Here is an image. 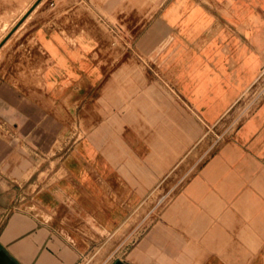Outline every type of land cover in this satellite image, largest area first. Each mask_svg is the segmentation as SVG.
Instances as JSON below:
<instances>
[{
    "label": "crops",
    "instance_id": "crops-1",
    "mask_svg": "<svg viewBox=\"0 0 264 264\" xmlns=\"http://www.w3.org/2000/svg\"><path fill=\"white\" fill-rule=\"evenodd\" d=\"M38 1L0 0L2 19L29 6L0 23V129L71 106L78 133L57 160L17 156L0 264H264V0Z\"/></svg>",
    "mask_w": 264,
    "mask_h": 264
},
{
    "label": "rangeland",
    "instance_id": "rangeland-1",
    "mask_svg": "<svg viewBox=\"0 0 264 264\" xmlns=\"http://www.w3.org/2000/svg\"><path fill=\"white\" fill-rule=\"evenodd\" d=\"M68 1V0H67ZM29 7V6H28ZM27 5H23L20 7V11L12 12L7 19L0 18V23H15L17 19H21L25 16L29 9ZM43 8V5L40 6ZM27 10V11H26ZM38 10V11H39ZM52 12V11H51ZM89 12H86L88 15ZM94 17L95 15L89 13ZM77 17H86V15H81V13H76ZM19 19V20H20ZM94 24L97 27L104 28L106 31V27L103 25V22L99 21V19L94 20ZM109 35L110 33L107 32ZM116 47H120L121 44L116 40H112ZM259 91L261 94L264 88V74L258 80ZM250 93L246 94L243 98L245 101L250 99ZM51 118L47 115V117L42 119H51V124L47 123H36L35 125H18L15 131L13 132V136H18V138H11L10 134L6 135L3 130L0 129V218L3 217L8 211L11 210L15 204H8L4 202V199H11L18 196H25V192L27 190L26 179L31 175V172H28L26 175H20L14 173V167L16 166L15 161L17 156H24L27 161L34 164L36 167L43 160H57L58 157L50 156L52 152H54L60 144L63 143L64 139L74 133H78L75 129L76 120L78 115V109L74 107L68 106L65 109L60 108H52L51 109ZM235 125V121L230 126H221L218 125L210 130V134L208 135V141L210 146H217L219 142L223 140L225 130L229 131V128H233ZM69 141H67L68 143ZM68 143L67 145H69ZM35 177L31 178L29 182H32ZM155 197L146 201L143 205L136 206L132 209L131 212V236L125 237L123 240L128 241L141 229H143L152 219H154L161 208H163L165 203H157ZM122 236H114L113 239L116 241ZM122 240V242H123ZM117 242V241H116ZM119 244V243H118ZM115 243L114 249L118 246ZM101 251V250H100ZM111 254V253H110ZM107 251H97L92 254H89L81 260L80 264H103L107 257L110 255Z\"/></svg>",
    "mask_w": 264,
    "mask_h": 264
},
{
    "label": "water",
    "instance_id": "water-1",
    "mask_svg": "<svg viewBox=\"0 0 264 264\" xmlns=\"http://www.w3.org/2000/svg\"><path fill=\"white\" fill-rule=\"evenodd\" d=\"M40 1H41V0H39V1L34 5V7L37 6V4H38Z\"/></svg>",
    "mask_w": 264,
    "mask_h": 264
},
{
    "label": "bare ground",
    "instance_id": "bare-ground-1",
    "mask_svg": "<svg viewBox=\"0 0 264 264\" xmlns=\"http://www.w3.org/2000/svg\"><path fill=\"white\" fill-rule=\"evenodd\" d=\"M41 1H42V0H41ZM41 1H40V2H41ZM40 2H39V3H40ZM39 3H38V4H39Z\"/></svg>",
    "mask_w": 264,
    "mask_h": 264
},
{
    "label": "built area",
    "instance_id": "built-area-1",
    "mask_svg": "<svg viewBox=\"0 0 264 264\" xmlns=\"http://www.w3.org/2000/svg\"><path fill=\"white\" fill-rule=\"evenodd\" d=\"M50 5H52V4H50Z\"/></svg>",
    "mask_w": 264,
    "mask_h": 264
}]
</instances>
